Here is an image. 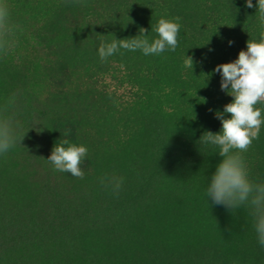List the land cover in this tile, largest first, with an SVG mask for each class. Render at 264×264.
Segmentation results:
<instances>
[{
  "label": "rangeland",
  "instance_id": "1",
  "mask_svg": "<svg viewBox=\"0 0 264 264\" xmlns=\"http://www.w3.org/2000/svg\"><path fill=\"white\" fill-rule=\"evenodd\" d=\"M146 2L6 0L18 44L0 57V101L23 92L19 118L27 133L0 156V264H264L258 242L233 257L222 238L210 239L226 210L205 195L218 149L189 141L180 147L167 134L198 143L199 126L218 120L221 77L212 60L180 36L182 47L159 56L121 50L99 59L101 37H132L141 28L155 37L151 27L164 12L153 13ZM192 4L180 1L177 13L187 16ZM116 7L123 15L109 20ZM199 14L231 41L243 25L232 6L206 2ZM186 55L193 69L184 67ZM66 129L88 147L83 178L46 160ZM245 155L253 177L264 180V130ZM105 173L125 177L118 196L101 186Z\"/></svg>",
  "mask_w": 264,
  "mask_h": 264
},
{
  "label": "clouds",
  "instance_id": "2",
  "mask_svg": "<svg viewBox=\"0 0 264 264\" xmlns=\"http://www.w3.org/2000/svg\"><path fill=\"white\" fill-rule=\"evenodd\" d=\"M65 6H80L84 0H63ZM246 6L256 8L261 25L264 26V0H246ZM11 12L6 0H0V57L17 46L16 25L11 21ZM180 17L161 16L151 30L156 34L149 37V31L141 28L139 34L126 38L101 37L98 56L105 62L123 51H140L145 56H159L167 51H175L179 44L181 30ZM232 41H229L231 45ZM184 67H194L192 56L186 55ZM213 72L219 73L221 90L232 97L223 111L215 112L221 122L218 132L205 131L200 143L218 149L221 158L215 171L208 177L205 190L207 201L223 206L231 214L245 208L252 218V226L258 244L264 247V180L254 178L247 163L246 153L264 130V30L258 36L246 41L236 59L218 64ZM23 108V92L16 90L0 101V156H5L17 144H22L27 132L22 133L20 113ZM28 131V130H27ZM66 129L63 138L54 144L46 159L58 172H67L77 178L84 177L81 167L88 154V147L75 143ZM100 184L114 195L122 191L125 177L115 173H105Z\"/></svg>",
  "mask_w": 264,
  "mask_h": 264
},
{
  "label": "trees",
  "instance_id": "3",
  "mask_svg": "<svg viewBox=\"0 0 264 264\" xmlns=\"http://www.w3.org/2000/svg\"><path fill=\"white\" fill-rule=\"evenodd\" d=\"M180 1L182 0H147L144 6L150 9L153 13L164 12V16L166 17H180V23L182 25L180 30V37L186 38L197 52H203V56L207 59L209 58L210 60H212V62L215 64V67L218 64L236 59L239 51L246 48V41L249 38L258 36L260 31L264 30V26L261 25L258 12H256V8L247 7L246 0H192L193 4L191 5L187 16L180 15L176 11V6ZM206 2H209L212 6H218V8L222 10L223 8L227 9L228 7L232 6V11H234L235 13L234 15L237 18H240V20L242 21L243 25L241 28L236 30V35L234 36V40L232 41L231 45L229 44V41L231 40L229 39L228 35L223 38L218 37L221 32L218 31L216 33L215 27L206 26L205 21L203 22V20L200 19V17L202 18V15L199 14V12L205 7ZM256 2L257 0H253V5H255ZM193 10L195 11L193 12ZM123 12L121 11L120 7H116L114 11H108L106 15L108 16V19L111 20L113 18L115 19V17H121L123 15ZM137 26L138 25H136V27ZM219 91L220 92L218 94H220L221 99H219L218 103H220L221 101V104L216 106L215 112L217 110L223 111L224 105L230 102L232 99V97L226 94L224 91ZM93 96L104 99L107 102L116 99V95L114 93L108 92L95 91L93 92ZM133 96L140 99L137 93H133ZM102 106H104V104L99 105L98 108L103 109ZM110 111L111 109L107 108L105 114L109 115L108 113H110ZM215 112L213 116H215ZM156 113L154 115L158 116V114ZM166 117H168L167 114ZM199 127L201 129L198 133H196V136H198V140H200L202 134L207 130L218 132L221 128V122L219 120H215L213 121V123L205 124L204 126ZM167 134L176 138L175 140L178 141L180 147L188 148L187 146L189 145V142L192 145H195L196 148H202L204 146L207 147L200 142L195 143L192 140L197 139V137L195 136L191 137L188 136V134L183 135L172 131L167 132ZM188 137L190 139L186 140ZM197 154L198 152L193 155V159L195 160H193V162L191 161L192 163H196V161H198L196 158ZM219 216L221 217H217L218 221L223 223V226L219 229V231L213 232L210 239L215 240L216 236V238L218 239L222 238L221 241L224 240V243L227 242V244L225 245H227V250L231 251L230 254L233 257H236V252L239 249L251 250V248H253L257 244L258 241L256 233L252 226V218L249 215L247 209L241 208L234 214H231L226 209L225 212L220 214ZM203 243H205V245H211V241ZM214 244L212 246H214ZM222 251L224 253V250ZM223 257H225V254L223 255ZM225 258H223V260H225ZM118 261L120 262V264H123L124 259H119ZM107 262L112 264L110 258L107 260Z\"/></svg>",
  "mask_w": 264,
  "mask_h": 264
}]
</instances>
